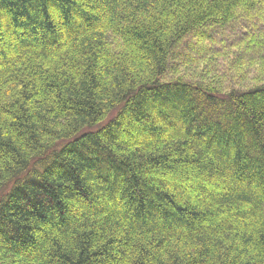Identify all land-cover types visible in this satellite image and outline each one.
Segmentation results:
<instances>
[{"label":"trees","instance_id":"trees-1","mask_svg":"<svg viewBox=\"0 0 264 264\" xmlns=\"http://www.w3.org/2000/svg\"><path fill=\"white\" fill-rule=\"evenodd\" d=\"M262 9L0 0V264H264Z\"/></svg>","mask_w":264,"mask_h":264},{"label":"rangeland","instance_id":"rangeland-1","mask_svg":"<svg viewBox=\"0 0 264 264\" xmlns=\"http://www.w3.org/2000/svg\"><path fill=\"white\" fill-rule=\"evenodd\" d=\"M263 12H264V9H262V13ZM252 15H255V14H252ZM253 29L264 30V22H258V21L249 22V21L238 19L223 29H217L214 31L204 30L203 35L212 37V42H211L212 48L221 49L223 45H227V46L231 45L233 42L237 41V39L251 32ZM195 40H196L195 38H190L184 41L182 47L179 49V52H180L179 54H181L182 58L185 59V56L187 57L188 55L197 56L198 54L201 53L200 50H197V48H194L192 46ZM186 46H189V47H186Z\"/></svg>","mask_w":264,"mask_h":264}]
</instances>
